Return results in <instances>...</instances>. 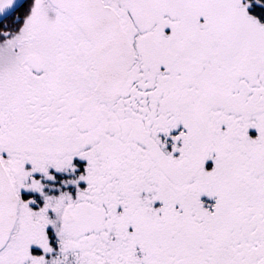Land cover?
Instances as JSON below:
<instances>
[{
    "label": "snow or ice",
    "instance_id": "1",
    "mask_svg": "<svg viewBox=\"0 0 264 264\" xmlns=\"http://www.w3.org/2000/svg\"><path fill=\"white\" fill-rule=\"evenodd\" d=\"M0 264H264V0H0Z\"/></svg>",
    "mask_w": 264,
    "mask_h": 264
}]
</instances>
